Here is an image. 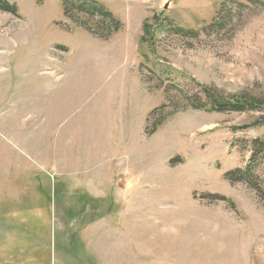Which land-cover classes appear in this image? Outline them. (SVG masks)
Returning <instances> with one entry per match:
<instances>
[{"label":"rangeland","instance_id":"374dc122","mask_svg":"<svg viewBox=\"0 0 264 264\" xmlns=\"http://www.w3.org/2000/svg\"><path fill=\"white\" fill-rule=\"evenodd\" d=\"M6 1L0 264H264V198L227 177L264 110L188 107L264 93V0H95L106 40L71 0Z\"/></svg>","mask_w":264,"mask_h":264},{"label":"trees","instance_id":"16d2710c","mask_svg":"<svg viewBox=\"0 0 264 264\" xmlns=\"http://www.w3.org/2000/svg\"><path fill=\"white\" fill-rule=\"evenodd\" d=\"M43 0H38L41 3ZM65 13L68 15L70 9L75 8L79 14H85L92 19L101 17L100 24H108L105 34L101 33V28L98 24L91 25L87 21L74 19L76 23L85 28L86 31L100 38L106 40L109 38L113 31L120 29V22L114 19L113 14L106 10V8L95 0H71L67 1L64 5ZM0 12H6L18 16V8L11 5L6 0H0ZM188 34V33H186ZM204 100H196L193 97L188 98V107L193 110L205 111L209 113H244L248 111L264 110V93L261 91L259 94H244L237 96L234 99H226L218 94L212 87L202 86ZM187 108V107H186ZM252 156L247 163L245 169L237 170L228 173L227 177L233 181L245 183L251 189L256 191L264 198V140L257 139L251 145ZM234 177V178H233Z\"/></svg>","mask_w":264,"mask_h":264},{"label":"crops","instance_id":"0c3cea01","mask_svg":"<svg viewBox=\"0 0 264 264\" xmlns=\"http://www.w3.org/2000/svg\"><path fill=\"white\" fill-rule=\"evenodd\" d=\"M7 211V210H6ZM37 263V262H36ZM43 263V262H42ZM29 264H35L33 261L31 262V263H29ZM48 264H50V263H48Z\"/></svg>","mask_w":264,"mask_h":264}]
</instances>
